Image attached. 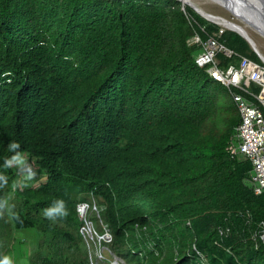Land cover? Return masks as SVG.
I'll return each instance as SVG.
<instances>
[{
    "label": "trees",
    "instance_id": "1",
    "mask_svg": "<svg viewBox=\"0 0 264 264\" xmlns=\"http://www.w3.org/2000/svg\"><path fill=\"white\" fill-rule=\"evenodd\" d=\"M220 30L177 0H0V202L31 233L24 264H96L83 203L126 264H264L254 239L264 195L247 184L250 163L229 153L239 111L188 41L217 37L261 59ZM11 141L44 175L35 186L13 190ZM57 199L69 215L49 220L42 210ZM6 228L0 215V258Z\"/></svg>",
    "mask_w": 264,
    "mask_h": 264
},
{
    "label": "built area",
    "instance_id": "2",
    "mask_svg": "<svg viewBox=\"0 0 264 264\" xmlns=\"http://www.w3.org/2000/svg\"><path fill=\"white\" fill-rule=\"evenodd\" d=\"M189 20H191L188 17ZM226 29L221 28L218 36ZM189 46H199L195 55V62L200 68H207L208 74L216 82L221 83L232 92V97L240 114V124L229 147L230 156L243 158L251 165L247 184L256 196L264 195V60L261 63L242 57L234 51L220 44L217 37H210L202 41L199 35L193 36L188 41ZM228 58L238 57L240 64L223 69L218 56ZM249 81L258 86L259 92L249 91L244 87V82ZM78 213L84 221L81 232L90 242L97 234L88 215L96 207L90 204L78 205ZM222 231L221 234L228 233ZM110 239V236L107 237ZM254 239L264 245V223H261L254 235ZM111 240V239H110Z\"/></svg>",
    "mask_w": 264,
    "mask_h": 264
},
{
    "label": "rangeland",
    "instance_id": "3",
    "mask_svg": "<svg viewBox=\"0 0 264 264\" xmlns=\"http://www.w3.org/2000/svg\"><path fill=\"white\" fill-rule=\"evenodd\" d=\"M200 5H202V8L207 11L208 13L214 15V16H220L227 20L234 21L236 23L241 24L238 20H236L227 10H225L223 7L218 6L214 3L208 2L206 0H199ZM191 9V8H190ZM194 11L193 9H191ZM195 14H197L194 11ZM198 15V14H197ZM201 17L200 15H198ZM202 18V17H201ZM203 19V18H202ZM221 28V27H220ZM250 36L252 39L257 43V47L260 50L261 54L264 55V39L258 35L256 32H254L252 29H248ZM262 50V51H261ZM244 87L248 89L249 91H255L258 92V86L254 85L253 83L249 81L244 82ZM24 159V166L22 168H18L20 179L23 176L28 175L31 173L32 178L27 181V185L24 188L27 187H33L38 182H40L41 179H43L44 175L41 174L38 169H36L34 166L30 165L25 157ZM16 167V166H15ZM19 179V180H20ZM11 206L6 205L4 208V213L2 214V220L5 226L7 228L5 229V235L9 236L11 243L7 248V251L5 252V256H9L12 258L14 264H24L25 261L29 260V257L31 255V249L33 246V240L31 238V233L27 230H18L13 225L12 216L9 215L8 209ZM93 213H96L98 215V211L93 210L90 215L95 216ZM92 221L95 224L96 230L98 229L97 219L92 218ZM94 226V225H93ZM98 231V230H97ZM94 240H90V243L96 245H91L93 247V253L96 257V264H126L125 261L121 258H118L113 253H111L106 247H104L101 242L109 243L110 239L106 237L107 231L105 230L103 233L96 232ZM103 234V235H100ZM4 237V235H3Z\"/></svg>",
    "mask_w": 264,
    "mask_h": 264
},
{
    "label": "water",
    "instance_id": "4",
    "mask_svg": "<svg viewBox=\"0 0 264 264\" xmlns=\"http://www.w3.org/2000/svg\"><path fill=\"white\" fill-rule=\"evenodd\" d=\"M177 1H179L182 4V10L184 11L186 7L184 2H182L181 0H177ZM214 1L224 5V7H226L234 16L238 17L242 23L253 28L264 37V0H214ZM188 7L193 9L198 15H200L208 22L216 24L215 22L210 21L207 17L204 16L203 13L199 12L191 5H189ZM208 15L217 20H221L223 22L228 23L229 26L231 27L236 26V24H234L229 20L224 19L223 17L214 16L212 14H208ZM218 26L240 35L243 39H245L249 43V45L251 46L253 51L258 55V57L261 60H264V55L261 54V52L257 47V44L250 36H248L247 33L244 32L241 33L239 31L221 25Z\"/></svg>",
    "mask_w": 264,
    "mask_h": 264
},
{
    "label": "clouds",
    "instance_id": "5",
    "mask_svg": "<svg viewBox=\"0 0 264 264\" xmlns=\"http://www.w3.org/2000/svg\"><path fill=\"white\" fill-rule=\"evenodd\" d=\"M7 148H8V151L13 153V155L11 157L5 158L4 167L11 168L13 166H16L18 168H22L25 162L23 159V154L19 151L20 145L15 141H11L8 144ZM31 178H32L31 173H29L28 175L23 176L20 180L14 181L12 185L13 190H15L16 188H23V187L28 186L27 181L30 180ZM7 184H8V177L6 175L0 174V187H4ZM6 203H7V200L0 202V215L4 213L3 210H4ZM14 208H15V205L12 204L11 207L8 209V213L12 217H15L16 215L15 212L13 211ZM42 211H43V215L47 219L53 220V221L57 219L66 218L69 215L66 202L62 199L55 200L53 206L45 208ZM108 235L110 236V234L107 232L106 237H108ZM110 239H111V236H110ZM0 264H14V262L11 257L4 256L3 258H0Z\"/></svg>",
    "mask_w": 264,
    "mask_h": 264
},
{
    "label": "bare ground",
    "instance_id": "6",
    "mask_svg": "<svg viewBox=\"0 0 264 264\" xmlns=\"http://www.w3.org/2000/svg\"><path fill=\"white\" fill-rule=\"evenodd\" d=\"M181 1L184 2L185 6H189V5H191L192 7H194L195 9H197L199 12L203 13L204 16L207 17L210 21L215 22V23L218 24V25H221V26H224V27H228V28L234 29V30L239 31V32H241V33H243V32H244V33H247L248 36H250L248 29H252L254 32H256L258 35H260V36L264 39L263 35H261L259 32H257V31L254 30L253 28H251V27L245 25L244 23H242L241 20H240L238 17L234 16V15H233V14H232V13L226 8V7H224V5L218 3V2H216V1H214V0H206V1L211 2V3H214V4L218 5V6L223 7V8H224L225 10H227L232 16H234V18H235L236 20H238L239 22H241V24L236 23V22H234V21H231V22H233L234 24H236L235 27H231V26H229V24L226 23V22H223V21H221V20H217V19H215V18H213V17H210V16L208 15V14H210V13H208L207 11H205V10L202 8V5H200L199 0H181ZM224 19H225V18H224ZM226 20H227V19H226ZM229 21H230V20H229ZM250 37H251V36H250ZM251 38H252V37H251Z\"/></svg>",
    "mask_w": 264,
    "mask_h": 264
}]
</instances>
